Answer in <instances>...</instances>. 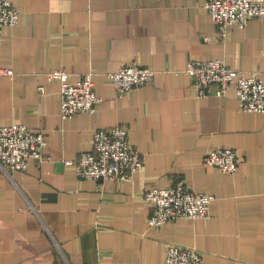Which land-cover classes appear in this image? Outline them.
Masks as SVG:
<instances>
[{
	"label": "crops",
	"instance_id": "crops-1",
	"mask_svg": "<svg viewBox=\"0 0 264 264\" xmlns=\"http://www.w3.org/2000/svg\"><path fill=\"white\" fill-rule=\"evenodd\" d=\"M9 1L19 21L0 35V68L14 72L0 75V126L23 124L46 146L25 171H0V264H164L170 244L202 264H264V114L242 111L233 87L198 97L186 73L219 60L264 79V15L222 36L203 0ZM132 64L155 75L118 96L107 75ZM57 70L71 83L93 72L92 114L61 118ZM115 126L142 168L130 182L79 179L93 134ZM218 148L237 152L235 173L202 165ZM177 180L213 196L208 216L149 228L143 196Z\"/></svg>",
	"mask_w": 264,
	"mask_h": 264
},
{
	"label": "built area",
	"instance_id": "built-area-1",
	"mask_svg": "<svg viewBox=\"0 0 264 264\" xmlns=\"http://www.w3.org/2000/svg\"><path fill=\"white\" fill-rule=\"evenodd\" d=\"M202 7L218 26L222 36L227 34L232 25L244 29L249 19L264 15V0H203ZM18 21L15 6L9 0H0V35L5 27L15 26ZM13 73L11 69L0 68V75L11 76ZM186 73L198 97L221 96L233 87L242 111L264 114V79L255 74L245 75L219 60H192ZM47 75L50 80L56 79L61 84V118L66 119L78 113L92 114L102 102V98L94 92L93 72L82 74L75 83L69 82L71 74L64 70ZM154 75V70L132 64L109 73L107 77L115 86L117 95L121 96L135 87L148 85ZM93 135L91 151L82 152L75 164L77 177L130 182L142 168L143 161L141 153L130 142L127 128L115 126L98 129ZM45 146V136L23 124L0 126V171L8 176L14 171H25L30 159H44ZM240 161L236 151L218 148L204 155L202 165L233 174ZM143 198L153 206L147 225L155 229L182 218L203 219L208 216L213 201L212 195L196 193L182 180H177L167 188L151 189ZM164 264H202V255L193 247L170 244L166 249Z\"/></svg>",
	"mask_w": 264,
	"mask_h": 264
}]
</instances>
